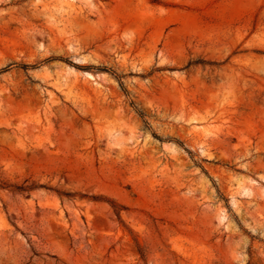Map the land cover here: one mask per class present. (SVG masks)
I'll return each mask as SVG.
<instances>
[{
    "label": "rangeland",
    "instance_id": "374dc122",
    "mask_svg": "<svg viewBox=\"0 0 264 264\" xmlns=\"http://www.w3.org/2000/svg\"><path fill=\"white\" fill-rule=\"evenodd\" d=\"M0 185V264H264V0H0Z\"/></svg>",
    "mask_w": 264,
    "mask_h": 264
},
{
    "label": "trees",
    "instance_id": "16d2710c",
    "mask_svg": "<svg viewBox=\"0 0 264 264\" xmlns=\"http://www.w3.org/2000/svg\"><path fill=\"white\" fill-rule=\"evenodd\" d=\"M0 187H1V185H0ZM13 188L16 190H25L26 189V187L21 186V185H14ZM114 211H115L116 215L119 217V210L115 209V207H114Z\"/></svg>",
    "mask_w": 264,
    "mask_h": 264
}]
</instances>
